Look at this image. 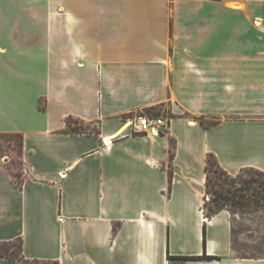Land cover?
Returning a JSON list of instances; mask_svg holds the SVG:
<instances>
[{
  "label": "crops",
  "instance_id": "obj_1",
  "mask_svg": "<svg viewBox=\"0 0 264 264\" xmlns=\"http://www.w3.org/2000/svg\"><path fill=\"white\" fill-rule=\"evenodd\" d=\"M149 108L167 131L121 130ZM68 117L98 131L69 132ZM9 133L21 172L0 155V241L21 239L26 258L264 264L235 254L227 210L203 209L207 154L231 175L264 170V0H0Z\"/></svg>",
  "mask_w": 264,
  "mask_h": 264
},
{
  "label": "trees",
  "instance_id": "obj_2",
  "mask_svg": "<svg viewBox=\"0 0 264 264\" xmlns=\"http://www.w3.org/2000/svg\"><path fill=\"white\" fill-rule=\"evenodd\" d=\"M147 111H152L159 114V111L154 108H149ZM199 122L204 127H209L215 121L209 122L204 117H199ZM74 122H81V120L73 119L72 117L66 118V124L70 127L69 132H97L98 129L93 130H76ZM85 126L88 124L83 123ZM0 135H14L18 138L19 153L21 152L22 136L18 133L0 134ZM173 156V153L170 152ZM205 201L203 204L204 214L210 217L220 210L223 206L230 205V213L238 212H255L260 208H264V170L248 168V173L256 172L263 175L261 179L254 177L241 178L239 175H231L222 169L212 154H207L205 163ZM245 169V168H244ZM210 171L214 172L216 179L212 182ZM169 180H171V169L168 170ZM238 183V185H237ZM208 196V199H207ZM225 210V209H224ZM229 213V214H230ZM115 225L113 226V230ZM14 246V248H13ZM2 249V250H1ZM0 257L7 259H15L28 264H57V262H42L38 259H28L22 253L21 239L12 241H0ZM168 260H178L181 262L187 259H208L215 258V256L206 255L205 252L201 255H168ZM239 257H264V256H239Z\"/></svg>",
  "mask_w": 264,
  "mask_h": 264
},
{
  "label": "rangeland",
  "instance_id": "obj_3",
  "mask_svg": "<svg viewBox=\"0 0 264 264\" xmlns=\"http://www.w3.org/2000/svg\"><path fill=\"white\" fill-rule=\"evenodd\" d=\"M140 113L155 114L147 110ZM73 123L74 128L79 131L93 130L96 128L95 125L88 124V126H85L79 121H73ZM0 155L2 158H9L7 168L15 180H19L21 162L19 157L18 138L16 136L0 135ZM248 170V168L242 169L236 175H239L241 178L254 177L261 179L263 177V175L257 174L256 172L248 173ZM209 173L213 182L217 177H215L214 172L210 171ZM223 208L230 213L231 207L229 204L223 206ZM236 211L237 212L230 213L231 244L235 254L238 256H264V208H260L255 212L239 213L238 210ZM169 264H181V262L178 260H171Z\"/></svg>",
  "mask_w": 264,
  "mask_h": 264
},
{
  "label": "built area",
  "instance_id": "obj_4",
  "mask_svg": "<svg viewBox=\"0 0 264 264\" xmlns=\"http://www.w3.org/2000/svg\"><path fill=\"white\" fill-rule=\"evenodd\" d=\"M131 133L140 135H159L167 131L170 118L161 114L139 113L133 117L127 118ZM103 143L106 145L111 142L113 135L107 136Z\"/></svg>",
  "mask_w": 264,
  "mask_h": 264
},
{
  "label": "bare ground",
  "instance_id": "obj_5",
  "mask_svg": "<svg viewBox=\"0 0 264 264\" xmlns=\"http://www.w3.org/2000/svg\"><path fill=\"white\" fill-rule=\"evenodd\" d=\"M127 125H129V123H126L122 128H121V130H123L125 127H127ZM120 130V131H121Z\"/></svg>",
  "mask_w": 264,
  "mask_h": 264
}]
</instances>
